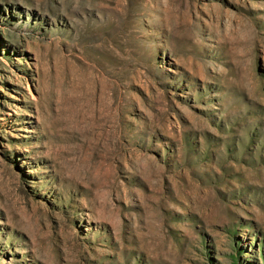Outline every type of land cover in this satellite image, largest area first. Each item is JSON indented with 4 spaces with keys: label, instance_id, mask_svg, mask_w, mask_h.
<instances>
[{
    "label": "rangeland",
    "instance_id": "1",
    "mask_svg": "<svg viewBox=\"0 0 264 264\" xmlns=\"http://www.w3.org/2000/svg\"><path fill=\"white\" fill-rule=\"evenodd\" d=\"M0 264H264V0H0Z\"/></svg>",
    "mask_w": 264,
    "mask_h": 264
}]
</instances>
